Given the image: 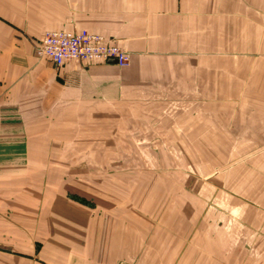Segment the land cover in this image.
Segmentation results:
<instances>
[{
	"label": "rangeland",
	"instance_id": "rangeland-1",
	"mask_svg": "<svg viewBox=\"0 0 264 264\" xmlns=\"http://www.w3.org/2000/svg\"><path fill=\"white\" fill-rule=\"evenodd\" d=\"M41 39L0 69V256L264 264V64L219 103L74 94Z\"/></svg>",
	"mask_w": 264,
	"mask_h": 264
},
{
	"label": "crops",
	"instance_id": "crops-1",
	"mask_svg": "<svg viewBox=\"0 0 264 264\" xmlns=\"http://www.w3.org/2000/svg\"><path fill=\"white\" fill-rule=\"evenodd\" d=\"M81 29L131 60L126 68L73 62L74 94L219 103L230 87L251 85L264 64V0H0V69H11L46 31ZM12 262L0 256V264Z\"/></svg>",
	"mask_w": 264,
	"mask_h": 264
},
{
	"label": "built area",
	"instance_id": "built-area-1",
	"mask_svg": "<svg viewBox=\"0 0 264 264\" xmlns=\"http://www.w3.org/2000/svg\"><path fill=\"white\" fill-rule=\"evenodd\" d=\"M40 57L52 61L60 69L67 63H113L126 68L130 54L120 45L103 35L88 30L49 31L37 48Z\"/></svg>",
	"mask_w": 264,
	"mask_h": 264
}]
</instances>
